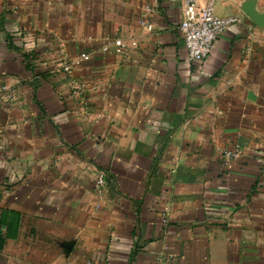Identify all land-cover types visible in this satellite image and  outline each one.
Masks as SVG:
<instances>
[{"label":"crops","instance_id":"obj_1","mask_svg":"<svg viewBox=\"0 0 264 264\" xmlns=\"http://www.w3.org/2000/svg\"><path fill=\"white\" fill-rule=\"evenodd\" d=\"M183 6L0 0V264H264V0Z\"/></svg>","mask_w":264,"mask_h":264},{"label":"built area","instance_id":"obj_2","mask_svg":"<svg viewBox=\"0 0 264 264\" xmlns=\"http://www.w3.org/2000/svg\"><path fill=\"white\" fill-rule=\"evenodd\" d=\"M219 0H184L183 18L179 25L181 39L186 50V63L190 70H196L209 56L214 48L215 41L225 30L238 22L234 17H220L215 13V7ZM147 30H151V25L146 24ZM115 53L121 55L127 50L126 43L121 39L113 40ZM104 50H108L104 48ZM82 60L88 59L85 54L81 55ZM69 71L68 66L63 68ZM6 91L5 87H0V92ZM239 152L234 150H224L223 157L230 161L238 157ZM107 186L106 176L101 172L94 181V190L101 195Z\"/></svg>","mask_w":264,"mask_h":264}]
</instances>
